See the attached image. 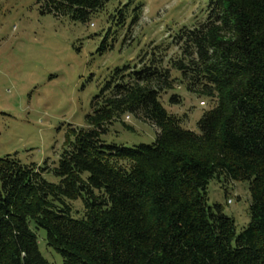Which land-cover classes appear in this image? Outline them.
I'll use <instances>...</instances> for the list:
<instances>
[{"label": "trees", "instance_id": "16d2710c", "mask_svg": "<svg viewBox=\"0 0 264 264\" xmlns=\"http://www.w3.org/2000/svg\"><path fill=\"white\" fill-rule=\"evenodd\" d=\"M113 1V25L129 20L131 32L142 14L133 0H45L44 9L86 24ZM205 9L138 65L115 70L89 104L88 128L68 130L56 165L0 159V264H49L31 227L62 264H264V0H209ZM170 48L178 58L165 61ZM175 85L211 107L198 133L160 103ZM128 115L158 130L152 144H105ZM214 179L248 183L250 222L239 234L207 203Z\"/></svg>", "mask_w": 264, "mask_h": 264}, {"label": "rangeland", "instance_id": "374dc122", "mask_svg": "<svg viewBox=\"0 0 264 264\" xmlns=\"http://www.w3.org/2000/svg\"><path fill=\"white\" fill-rule=\"evenodd\" d=\"M208 1L133 0L142 14L128 32L129 20L124 28L113 25L116 1L83 24L47 12L45 0H0V159L10 156L25 166L56 165L66 149L68 130L88 128L89 104L115 70L138 65L152 44L168 42L179 29L202 21ZM165 55V61L178 58L175 48ZM182 87L175 85L160 103L168 113L181 117L182 129L198 133L197 122L211 107ZM172 95L180 97L177 105L168 103ZM109 128L102 136L105 144L125 147L152 144L158 133L141 117L130 115ZM44 174L50 184L59 182L51 172ZM248 191L247 182L215 179L207 188L209 207L221 206L237 234L250 222ZM31 228L41 256L49 264H62L61 257L47 247L45 231Z\"/></svg>", "mask_w": 264, "mask_h": 264}, {"label": "built area", "instance_id": "2783aa9c", "mask_svg": "<svg viewBox=\"0 0 264 264\" xmlns=\"http://www.w3.org/2000/svg\"><path fill=\"white\" fill-rule=\"evenodd\" d=\"M129 119V118H128Z\"/></svg>", "mask_w": 264, "mask_h": 264}]
</instances>
